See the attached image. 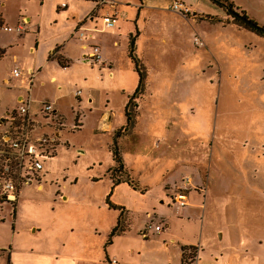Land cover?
I'll use <instances>...</instances> for the list:
<instances>
[{
  "label": "crops",
  "instance_id": "crops-1",
  "mask_svg": "<svg viewBox=\"0 0 264 264\" xmlns=\"http://www.w3.org/2000/svg\"><path fill=\"white\" fill-rule=\"evenodd\" d=\"M3 1L0 0V9L4 6ZM100 1L69 0V5L63 2L64 7L58 6L57 12L61 9V13L71 16L69 28L72 33L78 27L84 29V40H78L76 37L74 39V35L70 37L78 44L77 49L84 63L89 64L84 60L87 48L90 46L99 48L103 64L94 66L100 74V79H105L107 82H118V90L126 94L125 104L134 93L138 82L137 73L128 57L129 38L134 37L133 54L146 73L144 93L136 100L135 128L138 123L140 125L141 121L138 111L141 102L148 116L143 122L144 126L142 125L146 131H149L155 123L154 118L161 116L160 113L166 118L164 124L173 122L176 125L172 134H182L183 137L180 140H175L173 137L161 154L162 164L170 169V173L163 176L161 172L163 165H161L162 168L154 165L145 173L133 174L132 166H127L124 162V170L130 171L133 181L137 183V189H133L125 182L113 185L109 172L113 166H109L93 178L94 183L104 182L101 203L103 209H93L90 205L86 209H65L63 213L68 216V221L66 218L64 223L54 218L46 225H34L29 228L31 237L25 236V229L17 226L18 209H15L13 213L14 218L10 217L8 211L7 213L2 211L0 259L4 261L3 264H182V248L191 247L194 249V255L189 261L190 264H252L253 255L244 237L248 230L238 226L237 209H224V205L225 199L237 197L235 190L246 187L244 183L254 179L252 173L256 172L258 175V172L252 168L250 160H235L236 145L227 139L232 131L231 127L213 129L214 133L221 134L220 139L221 136L222 139L219 140L218 136L215 146L209 147L207 144L208 148L205 147V135L211 132V127L208 129V122L204 117L203 121L197 122L196 120L201 112L196 99L191 100L188 95L187 89L190 84L188 75L186 77L179 75L170 80V75L163 70L158 72L162 77L160 82H154L156 73L151 71L150 62H145L149 52L147 48L141 46L142 43L145 44L141 42L144 38L146 41L149 40V44L153 45L156 50L169 53L171 51L189 53L187 47L181 46L180 43L184 41V38L190 41L192 37L194 43L195 37H203L200 24L203 25L205 22L221 28L222 31L229 30L228 32L236 38L250 32L238 30L232 25H224L228 19L223 11L207 0H106L107 4L103 5ZM175 1L187 5L194 18L200 21L189 23L181 15L172 12L169 7ZM230 1L235 7L249 13L245 6H251L252 2ZM39 2L42 6L44 0H39ZM255 7L258 6H254L253 9ZM56 15L59 16L58 13ZM105 15L114 17L115 26L113 28H102L101 17ZM0 18L3 22L1 10ZM28 21L29 18H24L21 24L16 23L25 29L23 34L27 32L24 26ZM70 39L47 48V58L45 56L46 61L44 62L56 63L59 67L68 68L70 59L64 44L69 43ZM259 39L264 42V39ZM213 48L215 46H211V49L206 48L210 51L206 52L211 54L213 51L214 53ZM189 50L191 52V48ZM5 51L6 49L0 46V57L5 55ZM34 51L35 49H30V52ZM197 53L199 54V51ZM49 56H51L50 59H48ZM185 60L188 61L189 57ZM203 63L200 71L205 69L209 61L207 63L203 61ZM189 64L180 58L176 66L180 70L190 67ZM34 65H36V59L28 67L24 65L15 67L23 70V78L29 71H36L35 79L41 67L36 66L35 68ZM168 65L171 67L172 64ZM126 74L131 76L129 82ZM11 81L19 82V86L12 85ZM54 81V78L50 80L51 83ZM180 81H183V86L186 87V89H181V92L176 88V84ZM5 82H8V85H5ZM2 84L5 88L21 91L20 95L14 96L16 103L25 96L26 83L22 78H13L11 72L8 78L2 80ZM32 93L33 90L30 93V98L34 102L33 107L38 102H51L59 113L56 104L58 99L39 100L35 99ZM106 96H109L107 92ZM76 101L77 104L81 102L79 96L76 97ZM89 101L90 99L86 103ZM106 118L108 122L112 117L106 114ZM114 129L110 124L103 127L105 133L113 135ZM260 147L264 150V144H260ZM243 150H245L244 147ZM193 163L200 167V171L197 175H193V184L189 182L190 189L188 188L189 190L187 189L188 191L184 193L185 206L176 209L173 204L174 191L171 187L179 185L182 175L189 174L191 171L188 165ZM239 164L242 165L239 167ZM262 167L264 173V166ZM46 174L44 164L40 180L41 188L38 189L36 185L30 187H35L37 191L42 190ZM202 181L206 185L203 195L195 188L196 184L202 185ZM60 197L61 200L67 198L64 195ZM106 199L109 205L122 209V212L109 207ZM121 218L123 220L122 232L114 235L110 243L106 245L110 232ZM156 226L160 227V231H154Z\"/></svg>",
  "mask_w": 264,
  "mask_h": 264
},
{
  "label": "rangeland",
  "instance_id": "rangeland-1",
  "mask_svg": "<svg viewBox=\"0 0 264 264\" xmlns=\"http://www.w3.org/2000/svg\"><path fill=\"white\" fill-rule=\"evenodd\" d=\"M240 1L245 3L246 0ZM247 1L252 2L251 6H245L249 13L238 7L236 12L243 13L247 18L264 27V0ZM63 2L69 5V0H44L42 6L39 0H4L2 2L4 6L0 9L4 18L3 22L0 18V25L14 27L18 22L21 24L24 18H29L24 26L27 32L22 36L0 31V46L6 49L5 55L0 57V117L16 105L14 96L21 93L19 90L5 88L2 80L9 77L16 65L28 67L36 59L34 66L41 67V70L34 79L32 95L39 100L58 99L56 104L65 125L60 132L61 145L56 155L53 159L45 161L47 174L43 181V189L37 191L35 187L24 188L15 207L18 209L17 226L25 229L24 235L27 237H31L29 228L34 225H46L54 218L64 223L66 218L68 221V216L63 213L65 209H86L89 205L93 209H103L101 203L104 182L94 183L93 178L104 172L107 167L115 166L110 149L114 135L105 133L103 127L110 124L116 131L125 124L126 94L118 90V82L100 79L97 68L83 62L77 49L78 44L74 40L75 35L69 28L71 16L61 13V9L57 12L58 6ZM254 6L258 7L253 9ZM121 18H124L123 14ZM183 18L189 23L199 20L191 15ZM224 25H232L238 30L245 31L234 25L229 18ZM200 26L203 37L199 38L204 46H195L192 37L190 41L184 38L180 45L187 47L189 53L185 51L186 54L182 51L181 53L162 52L149 44V40L141 39V42H145L141 46L147 48L149 52L145 62H150L151 71L156 73L153 81L157 83L162 78L158 74L159 71L165 70V73L170 75V80L179 75L180 77L188 75L190 83L187 89L188 95L191 100L196 99L201 112L196 120L199 122L206 118L208 129L211 127V132L205 135V147L208 148L207 144L209 147L215 146L218 136L219 140L222 139V136L220 139L221 134L214 133L213 129L231 127L232 131L227 139L236 145L235 160H250L252 168L258 172V175L256 172L252 173L254 179L248 180V184L244 183L246 187L235 190L237 197L225 199L224 209H237L238 226L248 230L244 237L253 255L251 263L264 264V173L262 167L264 166V150L260 147V144H264V42L251 33L242 34L236 38L228 32L229 30L222 31L221 28L208 22ZM73 35L74 39H70ZM199 38L195 37L200 40ZM69 39L70 42L64 44L70 59L68 68L59 67L56 63L44 62L47 48ZM211 46H215L214 53L212 51L209 54L206 48L211 49ZM31 48L35 51L30 52ZM188 57L189 60H185ZM180 58L188 64L190 62V67L179 70L176 64ZM203 61L206 63L209 61V63L200 71ZM168 64H172L171 67ZM126 76L129 82L131 76L127 74ZM52 78L55 79L53 83L50 82ZM182 82L176 84L179 92L181 89H186ZM11 84L19 86V82L16 81H11ZM77 90L80 91L79 104L76 103L74 96ZM106 92L109 96H106ZM88 99L90 101L86 103ZM182 104L185 105V102L182 101ZM138 111L140 125L138 123L136 128L134 126L129 133L121 134L117 139L121 161L127 166H132L133 174L145 173L154 165L162 168L161 154L168 147V143L173 137L175 140L183 137L182 134H172L176 125L173 122L164 124L166 118L162 113L158 118H154L155 123L149 131H146L142 125L148 116L142 102ZM106 114L112 117L108 122ZM72 127L75 129L72 130ZM1 132L0 127V134ZM194 145L198 144L194 143ZM193 164L188 165L191 171L189 174L182 175L179 185L171 187L174 191L173 199L176 194H184L190 189L189 186L188 190H181L186 178L189 179L190 184H193V175H197L200 171V167ZM241 165L239 164V167ZM124 172L123 174H117L118 172L115 171L113 173L115 178L120 176L123 180L133 181L131 172L126 170ZM161 172L163 176H166L170 173V169L163 165ZM205 187L204 182L202 185H195L198 193L202 195ZM60 195L66 196V200H61ZM80 201L82 203H79ZM15 209L5 206L2 211L10 213L13 210L10 217L14 218ZM3 262L0 259V264Z\"/></svg>",
  "mask_w": 264,
  "mask_h": 264
},
{
  "label": "built area",
  "instance_id": "built-area-1",
  "mask_svg": "<svg viewBox=\"0 0 264 264\" xmlns=\"http://www.w3.org/2000/svg\"><path fill=\"white\" fill-rule=\"evenodd\" d=\"M108 1L101 0L100 4ZM64 7V4H61ZM169 9L183 17L194 16L187 5L180 1L173 2ZM101 25L104 29L113 28L115 19L113 16L101 17ZM0 31L4 33L23 34L25 29L21 25L9 27L1 24ZM84 29L78 27L74 35L78 40H84ZM194 45L203 47L201 40L194 39ZM84 60L91 65H102L99 48L90 46L87 48ZM23 70L13 68L11 76L15 79L22 78L26 83L25 96L17 101L16 106L0 117V214L5 206L15 209L21 191L32 185L41 188V173L45 161L53 159L59 145H61V130L65 127L63 118L55 110L51 102H34L30 98L31 85L36 71L31 70L23 78ZM8 85V82H5ZM80 91L74 93L78 97ZM75 127V126H74ZM72 127V130L75 128ZM189 179L183 182L181 190H187ZM185 194L178 193L174 198L176 209L185 206ZM13 210L9 213L11 215ZM154 231H160V227H154ZM114 262V261H113Z\"/></svg>",
  "mask_w": 264,
  "mask_h": 264
},
{
  "label": "trees",
  "instance_id": "trees-1",
  "mask_svg": "<svg viewBox=\"0 0 264 264\" xmlns=\"http://www.w3.org/2000/svg\"><path fill=\"white\" fill-rule=\"evenodd\" d=\"M207 1H209L213 5L220 8L223 11L224 15L226 16V18L227 19L229 18V20H231V22L234 25L239 26L240 28L244 29L245 31L250 32V33L256 35L257 37L264 39V27L258 25L253 20L244 16L243 13L242 14L237 13L236 12L237 8L235 7V5L230 0H207ZM241 18L248 20L250 22V24H246L245 22H243L241 20ZM133 42H134V37H130L129 38L128 57L131 60V62L133 63L134 70L137 73L138 82H137V87H136L134 93L132 94L131 97L128 98V101L126 102L125 107H124L125 124L123 127L117 129L114 133V137H113L110 149H111L113 161L115 162V166L113 168L109 169V172H110V178L112 179L113 185H117L119 183L125 182L128 185H130L133 189H137L136 185H134L130 180H128V179L123 180L121 178H115L114 173H113L114 171L118 172L117 174L125 173L123 162L121 161L119 151H118L117 139L121 136V134H127L134 128L135 119H136L135 109L137 108L136 100L139 97H141V95L144 93L145 86H146L145 69L142 67V65L140 64L138 59H136L134 54H133V49H134ZM50 58H51V56L48 57V59H50ZM59 64H61L60 60H59ZM106 202L109 205L108 199H106ZM109 207L116 209V210H120L122 212V209L113 207L112 205H109ZM122 224H123V220L121 218L117 222V225L110 232L109 238L106 242V245H108L110 243L111 238L114 235L122 232V229H121ZM193 253H194V249L191 247L190 248H185V247L182 248V258H181L182 264H190L189 261H191V259L193 258V255H194Z\"/></svg>",
  "mask_w": 264,
  "mask_h": 264
},
{
  "label": "water",
  "instance_id": "water-1",
  "mask_svg": "<svg viewBox=\"0 0 264 264\" xmlns=\"http://www.w3.org/2000/svg\"><path fill=\"white\" fill-rule=\"evenodd\" d=\"M233 13V12H232ZM241 20L243 21V22H245L246 24H250V22L248 21V20H245L244 18H241Z\"/></svg>",
  "mask_w": 264,
  "mask_h": 264
}]
</instances>
